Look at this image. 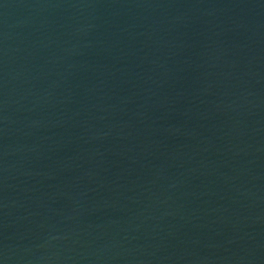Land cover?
<instances>
[{"label":"water","instance_id":"95a60500","mask_svg":"<svg viewBox=\"0 0 264 264\" xmlns=\"http://www.w3.org/2000/svg\"><path fill=\"white\" fill-rule=\"evenodd\" d=\"M0 264H264V0H0Z\"/></svg>","mask_w":264,"mask_h":264}]
</instances>
